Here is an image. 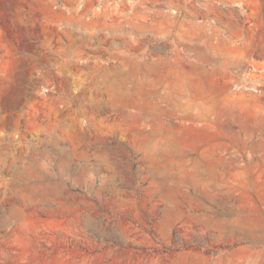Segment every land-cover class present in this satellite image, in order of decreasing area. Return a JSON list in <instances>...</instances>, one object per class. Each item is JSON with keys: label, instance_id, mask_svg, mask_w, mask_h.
Masks as SVG:
<instances>
[{"label": "rangeland", "instance_id": "374dc122", "mask_svg": "<svg viewBox=\"0 0 264 264\" xmlns=\"http://www.w3.org/2000/svg\"><path fill=\"white\" fill-rule=\"evenodd\" d=\"M0 264H264V0H0Z\"/></svg>", "mask_w": 264, "mask_h": 264}]
</instances>
